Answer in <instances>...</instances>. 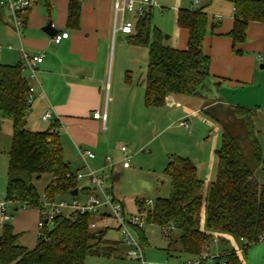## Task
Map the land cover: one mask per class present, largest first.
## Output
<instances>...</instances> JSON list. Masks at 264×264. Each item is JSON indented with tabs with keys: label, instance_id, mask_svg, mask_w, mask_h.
I'll return each mask as SVG.
<instances>
[{
	"label": "trees",
	"instance_id": "16d2710c",
	"mask_svg": "<svg viewBox=\"0 0 264 264\" xmlns=\"http://www.w3.org/2000/svg\"><path fill=\"white\" fill-rule=\"evenodd\" d=\"M81 8L82 0H69V28H79ZM150 11L136 20L135 33L128 37L131 45L148 49L146 106H162L169 95L199 98L206 107L205 113L221 128L222 144L216 151V176L209 183L200 178L190 158L176 154L169 157L165 173L170 177L171 193L156 199L147 211V224L159 226L163 234L174 227L164 235L171 244H179L180 252L194 257L200 256L217 237L225 242L227 236L245 239L246 252L264 236V175L257 173L258 167L264 170V152L255 123L257 109L224 105L207 97L210 57L203 51V42L209 17L202 9L179 10L178 25L189 31L186 49L166 43L164 33L153 27ZM253 21L264 22V0H236L229 34L234 45L245 41L248 25ZM29 86L22 63L0 62V139L2 122L10 120L13 125L6 202L16 203L17 208L41 209L43 195L51 202L71 196L79 188V180L78 171H73L65 159L56 123L43 131L28 129ZM46 174L52 179L41 194L35 182ZM79 190L91 192L90 187ZM138 206V212H142L140 201ZM93 219L90 214L58 215L40 229L32 249L19 245V235L12 224L6 223L0 234V264H85L91 255L109 257L106 234L110 228L91 229ZM134 230L143 250L148 243L145 229ZM214 259L243 264L236 251L229 250Z\"/></svg>",
	"mask_w": 264,
	"mask_h": 264
},
{
	"label": "crops",
	"instance_id": "0c3cea01",
	"mask_svg": "<svg viewBox=\"0 0 264 264\" xmlns=\"http://www.w3.org/2000/svg\"><path fill=\"white\" fill-rule=\"evenodd\" d=\"M154 1V7L164 8L170 5L168 0ZM235 1L173 0V23L165 41L173 48L186 49L189 31L178 25L179 10L202 9L209 17L207 35L203 42V51L210 57L211 84L207 97L218 99L224 105L254 109L264 105V65L259 61V55L264 54V22H250L245 41L234 45L229 34L235 20ZM114 2L115 0H82L80 25L77 29L67 26L69 0H35L34 5L23 15L24 24L19 31L10 19L11 26H7L0 16V43L3 45L0 62L21 64L22 48L43 55V62L38 70L39 83H36L35 99L28 114V129L43 131L56 123L65 159L73 171L85 169L79 149H88L97 155L96 159H92L94 161H89L94 169L105 166L106 156L113 157L115 165L110 171L106 169L112 176L115 169V172L130 170L132 164L128 168L123 167L120 161L124 154L117 149L118 145H112L113 138L109 137L110 134L106 136L107 132L123 129L122 133L128 135L125 138L129 144L124 143L122 146L127 147L126 154L131 163L132 156L135 157L139 149L149 143L155 144L166 133L171 125L169 122L173 123L177 119V125L180 126V121H186L189 128H184L191 133L192 122L189 118L200 112L205 113L206 108L201 99L181 95H169L162 106H146L144 78L147 64L140 66V62L148 49L142 51L143 47L131 45L128 42L130 35L116 30L118 22ZM50 22L56 30L52 35L43 31ZM157 28L165 32L163 25ZM62 32H68L69 37L60 43L54 42V36ZM10 45L11 49L8 48ZM24 75L27 77L26 73ZM29 83L35 84L33 81ZM212 104L214 106L216 103ZM47 112L52 117L44 121L43 115ZM96 112L106 113V121L95 118ZM140 128L143 129L141 137H133L132 134ZM259 133L257 130L258 135ZM10 147L4 150L0 148V202L6 201ZM106 184L126 210L135 213L127 209L107 181ZM79 186L80 189L88 188V183L83 180L79 182ZM78 195L85 193L79 191ZM7 205L13 218L9 222H0V234L3 226L10 223L14 232L19 235L18 244L34 248L40 234L39 209L17 208L14 202H7ZM94 220L100 226L110 228L106 234L109 259L128 255L124 250L127 244L123 238L109 236L111 231L119 233L116 225L105 223V220L99 218ZM233 238L235 237L227 236L225 242L214 240L217 254L229 250L240 251V260L243 264H248L241 249L243 241L237 238L233 241ZM263 243L264 236L256 245ZM209 246L210 244L205 247L203 254L208 256L212 264L216 253L210 254Z\"/></svg>",
	"mask_w": 264,
	"mask_h": 264
},
{
	"label": "rangeland",
	"instance_id": "374dc122",
	"mask_svg": "<svg viewBox=\"0 0 264 264\" xmlns=\"http://www.w3.org/2000/svg\"><path fill=\"white\" fill-rule=\"evenodd\" d=\"M0 0V16L2 21L7 23V26H11L9 19L12 22L10 10ZM170 5H166L163 9L160 7L153 8L152 25L153 27L164 26V35L170 34V30L173 23V0H168ZM173 4V5H172ZM9 15V16H8ZM145 51L146 48H142ZM145 57L141 59L140 66L147 64L148 50ZM143 56V54H142ZM145 62H144V61ZM140 68V67H139ZM264 105L261 107H254L257 109V116L255 118L256 128L260 132L258 140L261 144L264 152ZM192 122L191 133L185 130L184 127L177 125L176 119L166 130V133L161 136L155 144H147L142 149H139L136 156H132L130 170L113 171V176L110 172L106 171L105 180L111 188H114L118 197L125 203L127 209L131 212H138V201L142 203V212L149 211L151 207L145 205L148 200L156 201L159 197H169L171 193V181L170 177L165 173L166 166L169 161V157L172 154L184 156L190 158L191 161L197 166L198 175L204 181H212L217 172V155L216 151L222 144V131L219 125L213 118L208 116L204 112L193 115L189 118ZM168 124L166 126H168ZM142 130L139 129L132 134L133 137H141ZM13 132V125L10 120H4L2 122V135L0 148H8L11 146V138ZM123 129H119L116 132L109 131L106 136L112 137V145H118L117 149L120 151L121 146L129 144L125 137L127 134L122 133ZM123 134V136H122ZM245 144V142H244ZM94 161V160H90ZM111 169V168H110ZM109 169V171H110ZM259 176L264 175L262 167L257 168ZM52 179L49 174L43 175V177L36 181V186L41 194L47 184ZM107 223V222H106ZM113 221L110 225H114ZM103 226V225H101ZM52 227V224H49ZM148 243L145 244L144 262L138 257H131L128 255H121L120 258L114 256L99 257L96 255L88 256L85 260V264H166L179 263L182 261H193L196 257L182 253L179 251V244H171L170 240L162 233L159 226L155 224H146L144 226ZM135 238L139 242V236L136 230H132ZM109 236L116 239H122V235L119 232L111 231ZM176 238V236H175ZM124 240V239H123ZM231 241V239H228ZM236 241V238H233ZM216 243H210V254H217L215 250ZM264 243L256 245L252 244L246 252H243V256L248 261V264H264ZM128 248V249H127ZM135 246L127 244L124 247L125 253L134 249ZM243 249V245L241 247Z\"/></svg>",
	"mask_w": 264,
	"mask_h": 264
},
{
	"label": "built area",
	"instance_id": "2783aa9c",
	"mask_svg": "<svg viewBox=\"0 0 264 264\" xmlns=\"http://www.w3.org/2000/svg\"><path fill=\"white\" fill-rule=\"evenodd\" d=\"M35 0H2L1 4L5 5L11 13L13 26L17 31L24 24L23 15L34 5ZM156 3L154 0H115L114 8L116 12L117 25L116 30L121 31L123 34H134L136 20L140 17L145 16ZM163 9V7L161 8ZM235 10V9H234ZM68 32H62L54 36V42L60 43L63 39L68 38ZM3 45L0 43V52L2 51ZM9 49L12 46H8ZM22 55V69L24 74H27V79L35 84H30L27 93L28 103L32 106L35 93H36V83H39L38 70L39 65L43 62V55L36 54L21 49ZM259 61L264 65V54L259 55ZM51 113L47 112L43 115V120L48 121L51 119ZM95 118H101L106 121V113L100 114L99 112L94 113ZM179 125L185 128H189V123L186 121H180ZM121 151L124 157L121 159V163L124 168L131 166L130 157L126 154L127 147L122 146ZM80 156L84 162V170L78 171L76 173L79 182L85 180L90 187L91 192L85 193L82 196H71L70 198H63L54 202L49 201L43 195V208L39 209L41 214V221L39 222L40 229L44 228L45 224L51 222L58 215H70L71 213H77L80 215L90 214L94 219H103L105 223H110L113 221L116 228L121 233L124 242L128 245L135 246L128 252L131 257H138L144 262V252L135 238L132 230L135 228H144L147 224V211L145 212H135L129 213L123 203L116 199L109 191L106 180L105 173L106 169H110L115 165V161L112 156H106L105 166L100 169H94L90 166L89 161L96 159L97 155L88 149H79ZM80 189V186L78 190ZM80 191V190H79ZM78 191V192H79ZM145 205L149 207L154 206V201L148 200ZM13 216L9 213L8 205L6 201L0 202V222H9ZM91 221V229H98L100 225L95 220ZM174 229V227H170ZM164 230V234L168 235L169 229ZM218 240L217 238L215 239ZM243 243H246L245 239H241ZM238 251L237 253H239ZM217 256V255H216ZM212 264H226L225 261L219 260ZM166 264H211L209 258L206 254H201L193 261L170 263Z\"/></svg>",
	"mask_w": 264,
	"mask_h": 264
},
{
	"label": "water",
	"instance_id": "95a60500",
	"mask_svg": "<svg viewBox=\"0 0 264 264\" xmlns=\"http://www.w3.org/2000/svg\"><path fill=\"white\" fill-rule=\"evenodd\" d=\"M43 31L46 32L47 34L49 35H52L53 32H56V30L53 28V25L52 23H48L44 28H43ZM165 38L167 39L168 36H165ZM78 188L74 189L72 192H71V196H77L78 195Z\"/></svg>",
	"mask_w": 264,
	"mask_h": 264
}]
</instances>
